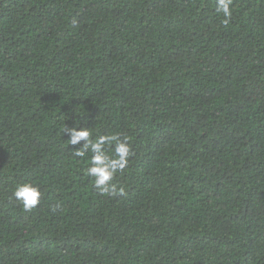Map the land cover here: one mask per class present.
<instances>
[{
  "label": "trees",
  "instance_id": "16d2710c",
  "mask_svg": "<svg viewBox=\"0 0 264 264\" xmlns=\"http://www.w3.org/2000/svg\"><path fill=\"white\" fill-rule=\"evenodd\" d=\"M222 20L215 0H0V264H264V0ZM76 121L129 138L125 195L92 186Z\"/></svg>",
  "mask_w": 264,
  "mask_h": 264
},
{
  "label": "clouds",
  "instance_id": "9594fccd",
  "mask_svg": "<svg viewBox=\"0 0 264 264\" xmlns=\"http://www.w3.org/2000/svg\"><path fill=\"white\" fill-rule=\"evenodd\" d=\"M233 0H215V10L223 15L222 24L227 25L232 16ZM67 132V145L73 147V156L88 158V164L83 169L85 175L92 178V186L101 195L123 196L125 188L112 183L116 175L123 174L127 169L129 157L132 155L131 146L127 136L121 137L119 133L95 134L92 126L76 121L74 126L67 127L64 123L62 133ZM83 141V143H81ZM89 154H91L89 156ZM13 198L19 202L25 211H31L40 203L43 195L40 187L31 182L18 184L13 190ZM60 208L57 203L51 210Z\"/></svg>",
  "mask_w": 264,
  "mask_h": 264
}]
</instances>
